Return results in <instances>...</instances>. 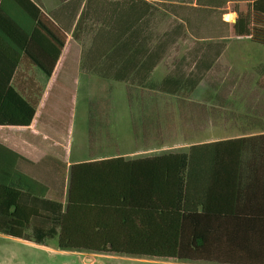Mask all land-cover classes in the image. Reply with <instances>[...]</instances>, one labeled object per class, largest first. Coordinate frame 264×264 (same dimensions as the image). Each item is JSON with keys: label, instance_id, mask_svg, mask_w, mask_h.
Wrapping results in <instances>:
<instances>
[{"label": "trees", "instance_id": "trees-1", "mask_svg": "<svg viewBox=\"0 0 264 264\" xmlns=\"http://www.w3.org/2000/svg\"><path fill=\"white\" fill-rule=\"evenodd\" d=\"M250 1L232 31L264 47V0ZM186 30L196 38L231 34L228 25ZM52 32L58 55L65 38ZM8 46L0 54V126L29 127L38 100L13 85L29 48ZM111 48L122 52L126 45ZM157 63L155 58L138 60L137 82L126 86L129 107L137 106V115L130 118L134 141L138 147L161 148L183 135V141L192 143L188 151L135 159L107 156L119 149L111 132V100H90L87 160L68 166L47 156L32 162L0 145V234L54 243L65 251L264 264V127L255 135L193 143L210 126H218L210 118L227 114L224 103L217 97L220 104L210 106L208 95L193 99L202 77L184 72L161 80L149 77ZM47 72L50 77L51 70ZM224 95L222 88L217 96Z\"/></svg>", "mask_w": 264, "mask_h": 264}, {"label": "crops", "instance_id": "crops-1", "mask_svg": "<svg viewBox=\"0 0 264 264\" xmlns=\"http://www.w3.org/2000/svg\"><path fill=\"white\" fill-rule=\"evenodd\" d=\"M250 2V0H0V54L9 48L8 45H14L19 49L22 45H28L30 55H22L13 85L17 90L25 94L30 93L32 98L36 97L38 100L37 113L32 125L0 126V145L32 162H39L47 156L63 160L51 154L39 158L41 154L39 133L33 129V125L39 115L43 89L70 90L71 88L66 87L69 84L73 87L81 86L76 90L86 93L107 90L111 94L119 87L123 86L126 89L130 81L136 83L137 77L134 73L137 61L150 58H155L158 63L149 77L161 80L163 77H159L156 72L168 54L164 46L168 43V35L166 33L158 35L156 29L188 27L213 29L226 25L231 29V34L225 38L210 36L196 38L192 35L193 77L203 78L193 92V99L202 101L208 95L210 106L217 107L220 101L224 103V111L227 114L211 117L210 123L218 126L209 127L211 130L221 129L219 132H223L224 136L208 141L262 133L264 47L253 43L250 36H236L232 31L239 12L245 13ZM49 31L56 33L59 38H65L64 48L58 55L57 41ZM154 44L158 46L152 47ZM106 45H109L108 48ZM110 45H126V48L122 52H114ZM223 55L231 58L232 65L229 69L232 77L229 83L223 82L213 87L211 77L217 75V66L221 64L220 59ZM47 70H51L50 77H47ZM222 88L225 95L217 96ZM217 97L221 100L217 101ZM85 121L84 134L89 154L88 115ZM112 121L110 118L112 136L118 140ZM256 125H260V129H257ZM18 131L22 133H10ZM29 131L32 133L28 134ZM66 163L70 166L68 162ZM73 252L91 264L95 263L97 258L128 261L141 259L83 251Z\"/></svg>", "mask_w": 264, "mask_h": 264}, {"label": "rangeland", "instance_id": "rangeland-1", "mask_svg": "<svg viewBox=\"0 0 264 264\" xmlns=\"http://www.w3.org/2000/svg\"><path fill=\"white\" fill-rule=\"evenodd\" d=\"M193 30H196L193 28ZM157 34L166 33L168 43L164 45L167 48V57L157 68L159 77L168 74L184 72L186 75H193V47L194 40L192 30L163 28L156 29ZM177 39L178 42H177ZM156 44L152 45L155 47ZM158 45H156L157 47ZM235 45H233L234 47ZM238 46V45H236ZM256 59V57H255ZM231 58L223 55L217 66L218 73L211 77V81L220 80L219 83H229ZM160 62V61H159ZM229 71H227V69ZM235 71L237 69L233 68ZM229 73V74H228ZM240 83V81H239ZM70 90H45L41 92L39 115L33 125V129L39 133V146L41 154H51L62 158L71 165L72 163L87 160L88 148L87 138L84 134L85 119L89 115L90 100H97L104 96V99L111 100L110 118L115 133L118 135L119 149L108 152L107 156H115L117 153L126 158L135 159L160 155L171 152H186L192 143L183 141L182 137L173 144L164 147H138L134 141L131 128V114L137 115V106L132 108L128 105L127 89L117 88L113 93L107 90L95 92H83L76 90L81 86L67 84ZM104 87V86H103ZM106 87V86H105ZM104 87V88H105ZM236 94H240L236 92ZM102 95V96H101ZM209 128L201 138L192 140L195 142L208 141L212 138L223 137L221 129ZM10 133H22L10 132ZM26 132H23L25 134ZM32 133V132H27ZM192 135V132H189ZM91 264L85 261L80 255L73 251L60 250L54 243L48 246L36 245L26 242L22 239L3 236L0 234V264ZM93 264H197L179 261H162L153 259H135V260H111L108 258H97Z\"/></svg>", "mask_w": 264, "mask_h": 264}]
</instances>
